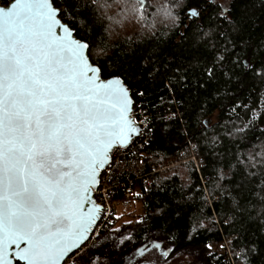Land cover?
I'll use <instances>...</instances> for the list:
<instances>
[{
    "label": "trees",
    "instance_id": "1",
    "mask_svg": "<svg viewBox=\"0 0 264 264\" xmlns=\"http://www.w3.org/2000/svg\"><path fill=\"white\" fill-rule=\"evenodd\" d=\"M53 1L63 7V0ZM196 2L77 0L74 21L63 17L89 40L102 76H121L136 101L142 91L153 131L166 129L144 148L146 173L159 168L148 185L132 198L117 192L112 225L65 264H131L136 249L154 240L170 248L169 258L193 249L200 264H232L231 257L235 264H264V75L256 74L264 59L258 54L251 70L226 65L209 77L197 21L186 15ZM247 3L245 38L264 52V0ZM175 55L179 70L177 63L165 68Z\"/></svg>",
    "mask_w": 264,
    "mask_h": 264
},
{
    "label": "snow or ice",
    "instance_id": "2",
    "mask_svg": "<svg viewBox=\"0 0 264 264\" xmlns=\"http://www.w3.org/2000/svg\"><path fill=\"white\" fill-rule=\"evenodd\" d=\"M77 12V0H63V7L11 0L0 7V264H65L94 223V210L81 209L99 170L142 131L120 77L102 79L89 40L62 22ZM186 15L197 21L209 77L226 65L251 70L258 54L264 59L245 38L247 0H197ZM180 60L170 56L165 68Z\"/></svg>",
    "mask_w": 264,
    "mask_h": 264
},
{
    "label": "built area",
    "instance_id": "3",
    "mask_svg": "<svg viewBox=\"0 0 264 264\" xmlns=\"http://www.w3.org/2000/svg\"><path fill=\"white\" fill-rule=\"evenodd\" d=\"M143 93L139 91L137 96L139 100H135V119L142 125L141 135L134 139L129 147H124L112 156L111 166L104 169L101 174L100 184L95 189V197L99 204L103 206L101 217L93 229L91 241H95L97 237L108 230L114 222V200L113 197L117 192L123 193L125 198H132L139 195L142 189L148 185L152 173L159 168L156 165L151 167V171L146 173L145 162L148 157L144 148L151 140V134L147 129H153L152 112L145 106V101L142 99ZM182 150L180 156H184L186 152ZM190 158L199 165V159L193 152ZM139 179H142L139 185ZM144 186V187H143ZM238 256V254H237ZM232 264H235L231 257Z\"/></svg>",
    "mask_w": 264,
    "mask_h": 264
},
{
    "label": "water",
    "instance_id": "4",
    "mask_svg": "<svg viewBox=\"0 0 264 264\" xmlns=\"http://www.w3.org/2000/svg\"><path fill=\"white\" fill-rule=\"evenodd\" d=\"M51 2L54 4V1L53 0H51ZM9 3H11V1L9 2ZM8 3V4H9ZM8 4H6V5H4V4H0V7H5V6H7ZM55 5V4H54ZM56 6V5H55ZM57 7V6H56ZM62 22L63 23H67V22H65V21H63L62 20ZM69 24V23H68ZM73 35L77 38V39H80V38H78L77 36H76V34H75V32L73 33ZM89 54V53H88ZM90 57V56H89ZM90 61L93 63V64H95L93 61H92V59L90 58ZM97 65V64H96ZM97 66H99V65H97ZM100 67V66H99ZM116 76V75H115ZM119 76V75H118ZM120 77V79H121V82H122V84L123 85H125L126 87H127V89H128V96H129V98H130V100H131V102H132V104H131V115H132V117H133V120L135 121V123L142 129V125L140 124V123H138L136 120H135V116H134V110H135V98L133 97V95H132V90H131V88L126 84V82L124 81V79L121 77V76H119ZM101 78L102 79H108V78H110V77H108V78H104L103 76H102V73H101ZM142 132V131H141ZM141 132L140 133H138L137 135H134V136H131V138H130V140H129V142H128V144L125 146V147H127V146H129L130 144H131V142L134 140V139H137L140 135H141ZM104 169H101V170H99V174H98V183L95 185V186H92L91 188H90V191H89V193H88V198H87V200H85V201H83V203L85 204V206L81 209V211L82 212H84V213H88L90 210H94L93 211V215H94V223H91L90 225H89V229H90V231H88V232H86L84 235H85V239H82V241L80 242V246H79V248L78 249H76V250H74L67 258H66V260L73 254V253H75V252H80L81 250H82V248L85 246V244L88 242V240L90 239V237H91V235H92V232H93V229H94V227L96 226V224H97V222L99 221V219H100V217H101V211H102V209H103V206L101 205V204H99L98 202H97V200H96V197H95V189H97V187L99 186V184H100V180H101V173H102V171H103ZM96 206H99V207H96ZM9 251H11V249L9 250ZM13 264H17V262L14 260L13 261Z\"/></svg>",
    "mask_w": 264,
    "mask_h": 264
},
{
    "label": "rangeland",
    "instance_id": "5",
    "mask_svg": "<svg viewBox=\"0 0 264 264\" xmlns=\"http://www.w3.org/2000/svg\"><path fill=\"white\" fill-rule=\"evenodd\" d=\"M166 247H167L166 244L162 243V248L165 249ZM166 251L167 253H169L170 250L167 249ZM147 258L151 261H153L154 259L156 264H200V260L197 256V253L193 249L182 250L170 258L168 254L164 256L162 252H158L157 250L156 251L154 250L152 252V255L150 254V256H147ZM98 261H95L94 264H98ZM103 264H107V263L103 262Z\"/></svg>",
    "mask_w": 264,
    "mask_h": 264
},
{
    "label": "flooded vegetation",
    "instance_id": "6",
    "mask_svg": "<svg viewBox=\"0 0 264 264\" xmlns=\"http://www.w3.org/2000/svg\"><path fill=\"white\" fill-rule=\"evenodd\" d=\"M157 245H159V247H157ZM167 249L170 250V248H167V247L163 249L162 242H159L156 240L144 243L141 247L136 249L137 253L132 255L130 263L131 264H156L154 259L153 261H151L147 258V256H150V254L152 255V252L154 250L155 251L157 250L158 252H162V254L166 256L167 254L170 253V251L169 253H167L166 251Z\"/></svg>",
    "mask_w": 264,
    "mask_h": 264
},
{
    "label": "bare ground",
    "instance_id": "7",
    "mask_svg": "<svg viewBox=\"0 0 264 264\" xmlns=\"http://www.w3.org/2000/svg\"><path fill=\"white\" fill-rule=\"evenodd\" d=\"M138 92H139V91H138ZM138 92H137V94H138ZM137 97H138V96H137ZM135 120H136V119H135ZM136 121H137V120H136ZM137 122H138V121H137ZM138 123H139V122H138ZM132 142H133V141H132ZM132 142H131V144H132ZM131 144H130V145H131ZM130 145H129V146H130ZM129 146H127V147H129ZM103 171H104V170H103ZM103 171H102V172H103ZM101 174H102V173H101ZM215 199H216V198H215ZM229 238L232 239V237H229ZM229 241H230V240H229Z\"/></svg>",
    "mask_w": 264,
    "mask_h": 264
}]
</instances>
